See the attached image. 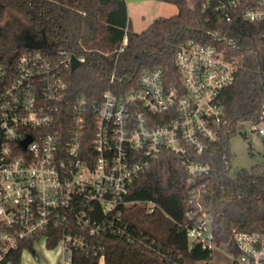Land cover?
I'll return each instance as SVG.
<instances>
[{"label":"built area","instance_id":"2783aa9c","mask_svg":"<svg viewBox=\"0 0 264 264\" xmlns=\"http://www.w3.org/2000/svg\"><path fill=\"white\" fill-rule=\"evenodd\" d=\"M200 4L227 21L238 11L264 36V0ZM126 41L124 35L117 53ZM44 42L9 64L0 57V264H11L9 254L26 241L23 249L35 254L40 241L47 246L53 239L62 248L58 264H70L72 251L102 234L144 241L130 231L125 210L134 204L163 210L129 198L133 181L164 151L179 156L189 179L207 174L208 162L196 156L226 122L220 93L232 83L236 62L212 44L188 39L173 53L175 71L153 65L134 85L106 88L89 100L69 92L72 53ZM114 78L112 70L110 85ZM248 123L264 134V112L260 122ZM185 237L188 246L226 250L214 240L207 211L185 226ZM232 238L230 264H264V231L234 230Z\"/></svg>","mask_w":264,"mask_h":264},{"label":"trees","instance_id":"16d2710c","mask_svg":"<svg viewBox=\"0 0 264 264\" xmlns=\"http://www.w3.org/2000/svg\"><path fill=\"white\" fill-rule=\"evenodd\" d=\"M176 6V13L154 18L144 29H132L125 0H0V57L11 63L28 33L43 37L81 58L67 74L73 96L96 99L106 88L126 89L146 68L161 65L175 71L176 47L194 39L223 49L236 62L234 79L220 93L226 120L219 138L196 158L208 162L209 172L189 179L179 156L164 151L153 159L129 189V198L151 200L163 210L148 212L141 204L127 208L130 231L143 238L128 241L102 234L93 245L72 251L70 264H196L211 251L188 246L185 226L203 211L211 213V231L217 244L234 250L233 231H264V163L231 170L229 138L243 127L261 121L264 112V36L261 25L233 11L225 20L213 9L201 10V0H159ZM124 50L116 52L123 36ZM115 78L109 84V75ZM51 239L47 247H53ZM9 254L21 264L23 247Z\"/></svg>","mask_w":264,"mask_h":264},{"label":"rangeland","instance_id":"374dc122","mask_svg":"<svg viewBox=\"0 0 264 264\" xmlns=\"http://www.w3.org/2000/svg\"><path fill=\"white\" fill-rule=\"evenodd\" d=\"M194 0H188L191 4ZM176 6L159 0H128V17L132 29L136 32L144 29L158 16H170L176 13ZM19 34L24 37L22 31ZM264 126V123L261 124ZM240 131H245L242 137L237 130L228 141L231 152V170L234 175L240 168H250L252 165L264 163V134L259 135L248 122L243 123ZM62 248L59 244L47 247L40 241L35 246V254L23 249L21 264H58L61 260ZM209 260V259H208ZM230 257L224 248H217L211 253V264H230ZM196 264H204V260Z\"/></svg>","mask_w":264,"mask_h":264},{"label":"water","instance_id":"95a60500","mask_svg":"<svg viewBox=\"0 0 264 264\" xmlns=\"http://www.w3.org/2000/svg\"><path fill=\"white\" fill-rule=\"evenodd\" d=\"M24 45L27 47H43L45 46V42L44 39H36L34 38L32 35L30 34H26L24 36ZM80 63V60L75 56V55H71V66H70V71H73ZM239 134L242 137H246L245 136V132L244 131H239ZM26 141L23 142V145H25Z\"/></svg>","mask_w":264,"mask_h":264},{"label":"flooded vegetation","instance_id":"af4514ba","mask_svg":"<svg viewBox=\"0 0 264 264\" xmlns=\"http://www.w3.org/2000/svg\"><path fill=\"white\" fill-rule=\"evenodd\" d=\"M33 36V35H32ZM34 37V36H33ZM37 37V36H36ZM210 260V259H209ZM209 260H204V264H211Z\"/></svg>","mask_w":264,"mask_h":264},{"label":"crops","instance_id":"0c3cea01","mask_svg":"<svg viewBox=\"0 0 264 264\" xmlns=\"http://www.w3.org/2000/svg\"><path fill=\"white\" fill-rule=\"evenodd\" d=\"M125 2H126L127 14H128V0H125Z\"/></svg>","mask_w":264,"mask_h":264}]
</instances>
